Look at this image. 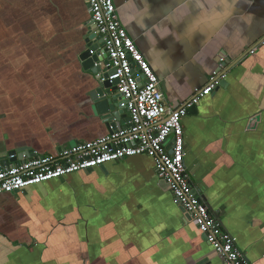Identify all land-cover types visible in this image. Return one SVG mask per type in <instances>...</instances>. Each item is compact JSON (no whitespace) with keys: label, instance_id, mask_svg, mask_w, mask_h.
<instances>
[{"label":"crops","instance_id":"0c3cea01","mask_svg":"<svg viewBox=\"0 0 264 264\" xmlns=\"http://www.w3.org/2000/svg\"><path fill=\"white\" fill-rule=\"evenodd\" d=\"M113 3L170 106L204 87L218 58L229 62L227 87L182 118L184 163L237 248L264 264V0ZM89 21L85 0H0L1 160L22 147L27 158L56 155L109 134L80 60ZM0 264L223 259L141 155L0 195Z\"/></svg>","mask_w":264,"mask_h":264},{"label":"built area","instance_id":"2783aa9c","mask_svg":"<svg viewBox=\"0 0 264 264\" xmlns=\"http://www.w3.org/2000/svg\"><path fill=\"white\" fill-rule=\"evenodd\" d=\"M90 13L89 27L99 47L93 68L100 69V80L117 81L120 107L129 124L90 142L76 143L56 155L21 156L9 154L0 159V195L21 192L28 187L77 172L99 168L134 156L146 155L158 177L168 185L173 202L193 221L204 241L223 264H251L237 248L235 239L225 232L205 203L194 193L184 163L182 118L227 78L229 63L220 58L218 68L202 88L177 106H170L161 83L135 43L121 25L113 0H85ZM88 27V28H89ZM255 48L250 50L253 54ZM170 147L167 148V145Z\"/></svg>","mask_w":264,"mask_h":264},{"label":"water","instance_id":"95a60500","mask_svg":"<svg viewBox=\"0 0 264 264\" xmlns=\"http://www.w3.org/2000/svg\"><path fill=\"white\" fill-rule=\"evenodd\" d=\"M97 39L98 38L95 36V34L91 32L90 27H89L87 29L86 38H85L86 49L81 53L80 60L82 62L83 69L90 70L94 76V79L96 81L95 82L96 86L94 87V90L91 96L93 98L97 112L102 116L101 118L106 122V125L109 129V133H111L113 131L126 127L129 124L130 118L126 114V112L120 107V99H119V96L116 94L117 81L116 80L108 81L109 74H103L102 77L105 78V81H101L100 80V73H101L100 69L93 68V63L96 61V57L91 56L90 52L91 51L95 52L98 49L99 46L95 44ZM223 53L224 52H222L220 56L223 55ZM219 59L220 58H218L217 60ZM163 84L164 83L161 82V86H163ZM227 85H228V82L226 78L225 80L219 83L218 88L215 90H218L219 88H226ZM254 121L255 122L259 121L258 115L254 117ZM27 152L30 153V150L27 147H22L18 149L17 151H13L11 153L17 154L16 160H20L21 156ZM103 167L104 166H101L100 168H103ZM89 171H91V169L87 170L86 172H89ZM199 199H200V202H203L206 204V206L208 207V210L211 212L213 217L217 219L218 212H214L213 208L209 204H207L205 197L202 196V197H199ZM235 243H236V240H235Z\"/></svg>","mask_w":264,"mask_h":264}]
</instances>
